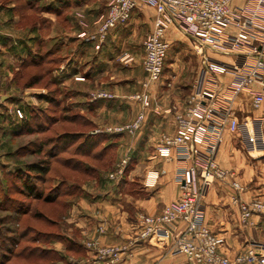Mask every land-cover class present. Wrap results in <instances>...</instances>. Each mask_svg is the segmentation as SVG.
<instances>
[{"label":"crops","instance_id":"obj_1","mask_svg":"<svg viewBox=\"0 0 264 264\" xmlns=\"http://www.w3.org/2000/svg\"><path fill=\"white\" fill-rule=\"evenodd\" d=\"M31 1L42 8L39 16L48 24V34L41 24L20 27L23 37L17 38L15 47L22 62L41 56L38 52L42 45H47L46 52L61 55L58 59L62 63L55 77L64 82L67 112L84 115L95 129L126 124L139 112L145 113L142 126L134 136L107 134L108 141L103 145H112L110 164L81 183L80 196L71 203L63 217L56 234L58 237L48 245V249L60 258L56 264H80L90 258L93 253L85 248L84 243L95 240L101 245L126 247L123 260L118 264H191L172 247L171 235L159 233L149 240L133 244L131 241L141 215L159 213L180 195L174 180L175 163L158 156L155 148L162 135L175 133L174 111L170 110L184 108L192 84L204 64L195 75L184 80L171 68L172 77L163 75L158 81L149 83L142 67V43L152 30L155 12L142 2L133 11L128 24L109 30L100 47L96 48L97 27L105 16L109 0ZM6 3H0V12L8 22L7 15L16 9V5L14 0L11 4ZM51 20L56 23V28H51ZM6 28L0 30V56L9 49L7 36L10 34ZM175 32L182 34L173 27L167 31L169 44ZM123 52H127L132 60H121ZM207 54L231 61V58L213 52ZM230 79V76H223L225 82ZM100 90L106 97L95 98L93 95ZM141 92L148 94L147 108L133 99L134 94ZM249 99V96H243V106L237 113L239 119L247 122L262 114L261 110L250 107ZM126 154L130 159L122 179L109 178L111 170ZM247 159L253 160L255 165L250 166ZM216 160L220 167L233 172V176L225 181L214 180L206 189L204 223L220 238L219 251L233 259L251 246L263 244L264 218L252 217L247 224L241 223L239 207L232 200L236 192L231 181L245 186L246 189L239 194L241 201L264 197V151L247 153L242 149L241 134L226 132ZM151 176H156L153 184L150 183ZM167 227L171 233L177 234L182 231L183 224L175 222Z\"/></svg>","mask_w":264,"mask_h":264},{"label":"built area","instance_id":"obj_2","mask_svg":"<svg viewBox=\"0 0 264 264\" xmlns=\"http://www.w3.org/2000/svg\"><path fill=\"white\" fill-rule=\"evenodd\" d=\"M140 2L155 12L152 30L142 43V67L149 83L162 76L170 47L166 33L172 27L189 38L197 50L205 48L231 61L206 56L184 108L170 110L174 111L175 133L162 135L155 152L175 163L174 180L180 195L159 213L141 215L131 244L164 233L171 235L172 247L191 264H264V244L253 245L233 259L222 254L220 238L204 223L203 205L205 191L214 180L225 181L233 176V172L220 167L216 160L226 132L241 134L245 152L264 151V0H109L105 16L97 27L96 48L109 30L128 24ZM120 59L132 60L127 52ZM225 75L231 78L228 82L223 80ZM245 95L250 98V107L262 112L250 122L239 119L237 114ZM93 96L103 98L106 94L100 90ZM133 99L144 108L149 106L146 92L134 94ZM144 117L141 111L129 123L96 128L92 133L133 136L140 130ZM129 159L126 154L109 173V178L121 180ZM150 178L153 184L156 176ZM231 186L236 192L232 200L239 207L241 223L264 216V197L241 201L239 194L245 186L235 180ZM175 222L183 224L177 234L167 227ZM84 246L93 255L80 264H118L126 251V247L101 245L97 240L87 241Z\"/></svg>","mask_w":264,"mask_h":264},{"label":"rangeland","instance_id":"obj_3","mask_svg":"<svg viewBox=\"0 0 264 264\" xmlns=\"http://www.w3.org/2000/svg\"><path fill=\"white\" fill-rule=\"evenodd\" d=\"M7 1H9V3H6ZM14 1V5L17 7L18 4L20 5L21 3H24L25 0H18L19 3H17V0ZM10 2H12V0H6L4 2L0 0V3L3 4H11ZM35 6H37V4ZM33 10L27 11L26 9L24 11V9H15L7 15L8 22H6L7 19L4 18L0 12V30L4 31V27H7L6 29H8L10 34L7 36L9 39V49H7L8 52L5 51L4 54L0 56V194L2 190L4 191V195L7 191L9 193L6 195V202L1 203L4 205L0 206V208L3 209L0 210V217L3 218L4 223L7 224L13 232L16 231L13 224L16 219L15 215L12 213L13 210L15 208H19L20 210L27 209L29 211V215L33 216L35 204L33 200H28L24 196L15 193V191H17L25 181H28L30 185L37 186V191L52 189L55 186H59V179L54 178V176L61 174V171L56 168L55 174L52 173L50 176L46 175L41 177L42 181L34 180L32 175L33 173H28L26 166L38 161L39 159H44L46 161H49L50 159L46 155L44 156V154L34 155L30 154V152L31 150H36L40 142H42L48 134H38L33 131L26 134H18L21 127L25 124V122H27V120L29 121L28 124H30L31 128H37L35 121L41 125L47 124L50 121L49 118H52V116L55 120L53 121L56 123L54 127L55 130L53 132L54 134H58L59 131H57L56 128L58 127V123L62 121L65 113L63 112V109L66 108V102L64 100V82L59 81L57 79L58 77H55V72L59 71V66L62 63L60 62L62 60L58 59L61 55L52 54L51 58H54L55 61L51 64L45 65V67L43 66L40 69L35 67H24L27 60L22 62L21 58L18 56L15 45L17 38L23 37V34H21L23 33V29H20V27L29 28L41 24V27H43L46 30V34H48V24L41 20L39 12H33ZM19 11L20 13H18ZM33 14L36 15V19ZM18 16L21 17V20H16ZM55 26L56 23L54 24V21L51 20V28L53 29ZM57 26L59 29V25ZM60 27H63L62 23H60ZM25 31L24 33H26ZM48 46H50L49 43ZM47 48V45H42L38 53H41L42 55L46 54ZM197 49L198 47L195 46L189 38L175 32L170 42V47L165 61V69L161 78L163 75L172 77L174 73H171L170 71L173 68L175 69V72L179 73V76L183 77V80L188 76L192 77V75H195L198 68L203 66L206 58L205 55H208L207 53H211L205 48H201V51H198ZM38 56L39 55H37V57ZM172 63L175 65L172 66ZM39 70L41 75L40 78L42 80L35 86L29 87L26 85L25 82L29 80V76L35 74L36 72L39 74ZM41 95L52 96V98L58 100L59 105L56 106L41 99ZM45 108L53 111V115H49L45 112L39 114V109L43 110ZM138 131L136 133H138ZM106 134H109L110 136L125 135L127 137H132V135L126 133ZM43 150L46 153L48 147H45ZM247 161L250 166L255 165L253 160L247 159ZM110 167L111 165L109 168ZM6 174L8 176L7 178H4V175ZM27 174H30L28 175L29 177H27ZM26 177L29 179L27 180ZM55 179L56 181H54ZM62 179H65L66 182L70 183L72 182L73 177L66 176ZM4 195L1 194L0 197L3 196L4 198ZM5 208L7 209L5 210ZM261 218H264V216ZM28 222H30L28 217L22 218L23 225H27ZM22 229L23 228L21 226V229L17 232L21 233ZM11 236L16 237L17 234L13 233ZM262 241L264 244V235ZM23 244L24 243H22V245ZM9 264H16V262L13 260Z\"/></svg>","mask_w":264,"mask_h":264},{"label":"trees","instance_id":"obj_4","mask_svg":"<svg viewBox=\"0 0 264 264\" xmlns=\"http://www.w3.org/2000/svg\"><path fill=\"white\" fill-rule=\"evenodd\" d=\"M17 3H19L18 0ZM35 5L33 1L25 0L24 3L18 4L16 9H24V11L34 9L33 12H40L42 8ZM51 56V53L46 52V54L36 58L27 59L24 67L38 69L45 67V65L55 61ZM40 76L39 70V74L36 72L29 76V80L25 82L26 85L29 87L37 85L42 80ZM40 98L56 106L59 105L58 100L52 96L41 95ZM67 111L65 108L63 109L64 116L56 128L59 131L58 134L53 132L56 125L53 116L49 118L50 121L47 124L41 125L35 121L37 128H31L27 120L18 132V134H26L32 131L38 134H48L40 142L38 148L30 152L34 155L44 154L50 159L49 161L39 159L26 166L27 172L33 173L34 180L42 181L41 177L55 174L56 168L61 171V174L54 176V178L59 179V186L52 189L37 191V186L30 185L28 181H25L15 191V193L35 202L34 214L30 216L27 209L15 208L12 212L16 217L13 223L15 232L0 217V264H9L13 260L16 264H56L60 258L53 250L48 249V245L52 239L58 237L56 234L59 232V225L62 224L63 217L66 216L71 203L80 196L81 183L88 177L96 176L104 171L112 160V145H103L108 141L107 134L91 133L95 129V125L88 118L80 113ZM43 112L53 115V111L48 108L39 109V114ZM45 147H48L46 153L43 150ZM28 175L30 174H27V177H29ZM4 176L7 178L8 175ZM66 176L73 177L72 182L69 181L70 183H68L62 179ZM1 194L4 195L3 190ZM8 194L7 191L4 198L3 196L0 197V206L1 203L6 202V195ZM0 210L3 209L0 208ZM25 217L30 219L27 225L22 223V218ZM21 226L22 232L18 233L17 231L21 229ZM13 233L17 234L16 237L14 236L15 238L11 236ZM22 243L24 244L22 245Z\"/></svg>","mask_w":264,"mask_h":264}]
</instances>
